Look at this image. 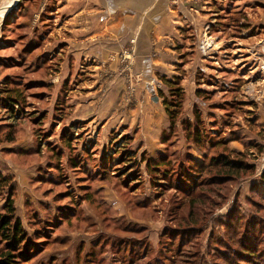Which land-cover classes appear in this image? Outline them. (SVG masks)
I'll return each instance as SVG.
<instances>
[{
    "label": "rangeland",
    "instance_id": "rangeland-1",
    "mask_svg": "<svg viewBox=\"0 0 264 264\" xmlns=\"http://www.w3.org/2000/svg\"><path fill=\"white\" fill-rule=\"evenodd\" d=\"M236 1L209 0L221 16L241 8ZM219 15L220 23H228ZM21 39L13 32L8 45L16 46ZM130 40L126 54L132 58L120 61L112 71L97 61L74 63L66 58L68 51L78 49L57 48L54 59L37 62L23 58L35 55L33 48L16 46L4 52L0 85L8 78L26 91V116L14 120L13 136L14 143L20 141L27 147L7 146L6 151L22 173L31 172L20 175L17 182L12 176L15 215L35 249L30 260L19 264H264V184L260 177L264 171V95L259 110L256 103L239 104L245 81L235 75L241 68L232 65L237 63V54L229 51L222 54V64H213L221 71L226 68V56L232 61L235 74L224 81L228 84L224 88L205 73L199 72L195 79L177 70L186 95L182 119L193 121L197 109L206 141L216 142V149L198 148L186 139L179 124L170 130L161 104L160 92L169 95L158 76L161 71L151 69L141 76L135 66V43ZM154 51L153 58L158 56ZM97 66L104 69L101 82H97ZM150 77L162 83L161 89H153L158 98L155 103L145 94L144 83L149 84ZM111 86L119 88L112 93ZM88 87L94 88L88 96L92 111L84 110L89 104L84 96L90 93ZM226 87L229 91L221 97ZM100 88L104 95L95 98L107 99L104 107L91 98ZM197 89L206 93L204 97L196 96ZM134 91L138 93L133 94L134 101L141 94L146 97L144 111L122 108L121 102ZM79 100L85 101L78 108L84 117L74 122L73 103ZM110 103H115L114 108H105ZM0 116V132L6 140L10 136L7 138V126L1 121L10 119L3 111ZM66 136L70 149L63 143ZM119 149L135 157L122 172L118 171L122 167ZM236 152H243V158H236ZM219 156L242 161L248 168L229 177L225 172H209L204 165ZM73 159L75 167L70 166ZM143 160H162L167 166L156 174ZM200 169L203 176L193 180L198 186L186 184L182 176L194 177ZM160 174L163 176L156 178ZM4 203L5 196L0 195V212ZM3 246L0 242V248ZM246 246L254 247L252 253L258 256H239Z\"/></svg>",
    "mask_w": 264,
    "mask_h": 264
},
{
    "label": "crops",
    "instance_id": "crops-1",
    "mask_svg": "<svg viewBox=\"0 0 264 264\" xmlns=\"http://www.w3.org/2000/svg\"><path fill=\"white\" fill-rule=\"evenodd\" d=\"M12 3L13 6L9 8ZM236 3L242 7H234L231 14L236 15L238 24L235 29H228L215 25L220 23V18L209 0H0V62L6 57L4 52L16 46L26 50L36 49L35 55H23V58L36 59L33 62L50 57L54 59L57 48L78 49L76 53L68 51L66 58L74 60V63L88 59L99 62V65L106 63L112 71L118 67L116 56L127 49L130 39H133L137 50L135 66L141 76L153 69L152 72L161 71L158 76L172 78L177 70H184L190 78L194 76L196 79V74L202 72L206 77L216 78L224 83L235 74L232 65L240 64L241 69L235 75L243 78L245 82L242 84L245 86L244 91L238 95L241 97L239 104L251 106L256 103L259 110L263 104L261 98L264 95V73L258 74L251 81L248 75L264 54V8H261L264 0H237ZM1 12H4L3 16ZM13 32L22 39L12 47L8 45V37ZM207 37L214 43L209 55L203 56L198 52L197 46ZM153 49L155 53L158 51V56L154 58ZM228 51L237 54L234 59L237 63L233 62L231 65L230 57L226 56L223 59L227 64L226 68L215 70L218 68L213 64H222L221 56ZM80 53L82 55L78 59ZM178 65L181 69H178ZM171 68L175 71H170ZM76 72L78 73L77 70ZM213 72L218 76L213 75ZM103 75L104 69L99 68L97 82L102 81ZM144 87L146 96L152 97V102H157L154 90L161 89V81L150 77L149 84L144 83ZM117 88L119 87L111 86L109 90L113 93ZM87 89L90 93L84 96L89 104L84 110L92 111L93 103L89 102L88 96L94 93V88ZM100 89L102 90L98 94L91 97L95 105H103V97L95 98L104 95L103 88ZM145 98L142 94L136 98L130 106L134 107L132 112L138 113L146 109ZM84 102L79 100L73 103L75 111L72 121H81L79 118L84 117L78 111ZM112 105L105 104V108L109 109ZM155 106L154 104L157 110L158 107ZM1 122L5 127L15 126L11 119L6 121L3 118ZM2 134L4 132H0V139L4 138ZM7 144H0V172L14 176V181L17 182L20 175L25 177L31 172L20 171L19 166L11 161L12 157L6 155L9 150L7 146L17 148L21 144L19 149L24 150L27 144L23 146L20 141Z\"/></svg>",
    "mask_w": 264,
    "mask_h": 264
},
{
    "label": "trees",
    "instance_id": "trees-1",
    "mask_svg": "<svg viewBox=\"0 0 264 264\" xmlns=\"http://www.w3.org/2000/svg\"><path fill=\"white\" fill-rule=\"evenodd\" d=\"M221 20L223 22L228 21V23H219L221 24L220 25L221 27L228 29H230L231 27L235 29L234 27H237L236 25L238 24V19H236L235 14L230 13L228 15V13H226L225 15L221 16ZM181 80H182L181 75L174 76L172 78H167L163 76L161 78V81L166 86L169 93V95L167 96L160 92V95L162 96L161 104L168 118L170 130H173L179 124L183 128V131L186 134V139L190 140L198 148L204 149L208 146V148L210 149H216L213 148L216 142L206 141V137H205L206 132L203 129L201 115L197 111V109L195 110L194 108L193 110V116H194L193 121L182 119V113H183V107H184L186 95L183 87H181L180 85ZM223 86L225 87L224 83L221 85V87L224 88ZM227 90L229 91V88L222 91L220 93V96L221 97L226 96ZM25 92L26 91L23 87L16 85L12 80L5 78L2 84L0 85V111H3L6 114V116H9V119H13L15 121L25 117L26 116L24 111V106L26 105ZM195 93L197 97H204V94H206L205 92H202L201 89H197ZM210 94L213 96L215 93L213 94L210 93ZM215 95L213 97H215ZM202 104L203 103H201V105ZM14 128L15 126L7 127L8 129L6 133L7 138L9 136L10 137L6 140L4 138L0 139V141L3 140L6 143L15 142V138L13 136L15 134ZM202 133L203 136L200 137ZM75 134H77L75 135V137H78L79 135L78 130L75 131ZM63 143L67 149L71 148V141L69 139V136L65 137ZM222 143L225 144V142ZM120 150L121 149H119V152L121 153H119L120 156L118 160L119 162H121L122 167L118 169V171L122 172L123 171L122 168L132 165V161H134L135 157L133 155L131 157L130 153H126ZM242 153L243 152H241V154L236 152L233 154L236 156V158H243ZM56 156H59V153H57ZM205 156L206 153H204V157ZM142 162L146 163L147 169H151L155 171L156 174H158V171H161L162 168L165 169L167 166L162 160L160 161L143 160ZM193 163L196 166L199 165L198 161L193 160ZM70 166L71 167L76 166V162L74 159L72 160ZM204 166L206 169L209 170V172L212 171L225 172L228 174V177L231 175H238L242 173V171H245V169L248 168V166L245 165L242 161H237V160L230 161L223 156L209 159L208 163ZM129 170L127 173H125V175H128L130 173ZM191 170L194 171L195 168H191ZM163 172L166 171L164 170ZM117 174L119 173L117 172ZM203 174L204 172L200 169V171L195 173L194 177L191 176L187 177V175H183L182 178L185 182H187L186 184L190 185L191 187H194L196 184L197 187L198 182L195 183L193 180L195 178H201ZM159 176H163V175L160 174L156 176V178H159ZM260 177L262 183L264 184V171L262 172ZM15 191H16V185L13 182L12 176L0 172V195L5 196V203L2 206L0 212V242L4 244L3 248H0V264H19V261L30 260V257L32 256L35 250L29 235L22 228V224L20 220L15 215L16 213V208L14 206ZM253 250L254 247L246 246V249L243 248L239 256H241L242 258L245 257L247 259L255 258L258 256V254L252 253Z\"/></svg>",
    "mask_w": 264,
    "mask_h": 264
},
{
    "label": "built area",
    "instance_id": "built-area-1",
    "mask_svg": "<svg viewBox=\"0 0 264 264\" xmlns=\"http://www.w3.org/2000/svg\"><path fill=\"white\" fill-rule=\"evenodd\" d=\"M212 43L213 41L209 37L204 38L197 46L198 52L203 56H208L212 49ZM256 73H264V54L262 55L261 60L256 63L254 70L250 71L248 79H254Z\"/></svg>",
    "mask_w": 264,
    "mask_h": 264
},
{
    "label": "bare ground",
    "instance_id": "bare-ground-1",
    "mask_svg": "<svg viewBox=\"0 0 264 264\" xmlns=\"http://www.w3.org/2000/svg\"><path fill=\"white\" fill-rule=\"evenodd\" d=\"M11 6H13V3L10 5L9 8H11ZM3 15H4V12H1V16H3ZM121 53H122V54H121ZM121 53H120L118 56L115 55V56L117 57V60H118V67H119V65H120V61L130 60V58H132V56H131L130 54H128V55L126 54V53H127L126 49L123 50ZM120 59H121V60H120ZM114 61H115V59H114ZM115 63H117V62L115 61ZM105 64H106V63H105ZM118 67H117V68H118ZM121 67H123V65H122ZM249 73H250V71H249ZM258 74H260V73H256V74H255V77H256ZM260 75H262V74H260ZM255 77H254V79H255ZM133 94L137 95L138 93H137L136 91L131 92V93H128L126 102H125V101H124V102H121V106L123 105L122 108L130 107V106L135 102V101L132 99ZM102 101H103V103H106V102H107V99L104 100V97H103V98H102ZM114 106H115V103H113L112 108H114Z\"/></svg>",
    "mask_w": 264,
    "mask_h": 264
}]
</instances>
